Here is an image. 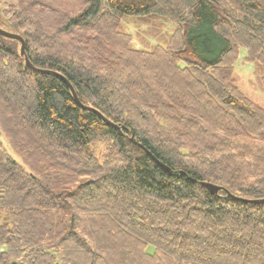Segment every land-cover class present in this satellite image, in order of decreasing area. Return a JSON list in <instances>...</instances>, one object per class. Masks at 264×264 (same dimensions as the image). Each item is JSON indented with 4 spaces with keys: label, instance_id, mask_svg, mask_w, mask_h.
I'll use <instances>...</instances> for the list:
<instances>
[{
    "label": "trees",
    "instance_id": "16d2710c",
    "mask_svg": "<svg viewBox=\"0 0 264 264\" xmlns=\"http://www.w3.org/2000/svg\"><path fill=\"white\" fill-rule=\"evenodd\" d=\"M126 17L165 18L169 47L132 49ZM0 29L119 128L0 37V132L31 171L0 144V264H264L247 202L264 199V109L232 80L240 48L264 69V0H0Z\"/></svg>",
    "mask_w": 264,
    "mask_h": 264
},
{
    "label": "rangeland",
    "instance_id": "374dc122",
    "mask_svg": "<svg viewBox=\"0 0 264 264\" xmlns=\"http://www.w3.org/2000/svg\"><path fill=\"white\" fill-rule=\"evenodd\" d=\"M118 29L122 31L121 33L128 36L132 49L147 51H153L157 47L168 48L175 33L174 25L161 17H126L121 21ZM245 56V49L240 48L237 60L232 65L233 84L244 97L264 109V91L261 80L264 77V69L260 68L256 63H247ZM131 137L133 138L132 135H130ZM0 144L5 152L21 166L24 172L27 174L31 173L23 164L22 158L13 151L1 132ZM108 145L109 142L103 144V142L97 141L94 143L93 151L96 153L99 161H102L108 155ZM146 252L152 253L153 247L148 246Z\"/></svg>",
    "mask_w": 264,
    "mask_h": 264
},
{
    "label": "water",
    "instance_id": "95a60500",
    "mask_svg": "<svg viewBox=\"0 0 264 264\" xmlns=\"http://www.w3.org/2000/svg\"><path fill=\"white\" fill-rule=\"evenodd\" d=\"M0 37L5 38V39H9V40H13L16 41L20 44V56L24 57V42L22 40L21 37L9 33L7 31H4L2 29H0ZM24 63L27 69H29L30 71H32L33 73H39V74H44V75H49V76H54L58 79H60L69 89L72 98L74 99L75 103L82 109L88 112H92L94 114H96L105 124H107L108 126L114 128V129H119L116 125H113L112 123H110L109 121H107L103 116H101L97 111H95L94 109L90 108V107H86L83 106L77 99L76 94L73 90V88L71 87V85L63 78V76H61L60 74L53 72V71H48V70H43V69H38V68H34L29 62L28 60L24 57ZM130 141L136 145L138 148H140L153 162H155L157 165H159L160 167H162L164 170L169 171V169L165 166H163L161 163H159L146 149H144L140 144H137L133 141V138H130ZM201 187H203L209 194L211 195H216L221 188L213 185V184H209V183H200ZM229 197H231L228 194ZM236 200H239L236 197H233ZM251 204H263L264 203V199L263 200H251V201H247Z\"/></svg>",
    "mask_w": 264,
    "mask_h": 264
}]
</instances>
